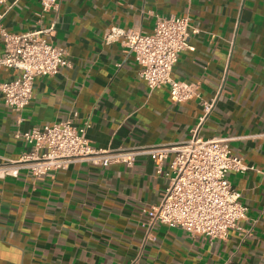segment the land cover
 Here are the masks:
<instances>
[{
  "label": "crops",
  "instance_id": "obj_1",
  "mask_svg": "<svg viewBox=\"0 0 264 264\" xmlns=\"http://www.w3.org/2000/svg\"><path fill=\"white\" fill-rule=\"evenodd\" d=\"M7 2V31L38 27L39 0ZM156 14L188 15L198 28L172 77L197 82L202 99L217 95L202 122L199 99L172 102L167 86L150 90L121 40L104 41L110 27L151 32ZM44 18L46 25L52 12ZM52 41L73 67L35 78L20 112L0 93V163L29 152L20 133L47 122L89 121L90 143L108 149L177 143L197 130L202 138L232 137V152L255 168L227 176L249 210L244 231L210 241L179 227L148 228L146 210L168 182L148 156L132 166L77 163L41 176L22 169L0 179V264H264V0H64ZM12 77L0 67V82Z\"/></svg>",
  "mask_w": 264,
  "mask_h": 264
},
{
  "label": "built area",
  "instance_id": "obj_2",
  "mask_svg": "<svg viewBox=\"0 0 264 264\" xmlns=\"http://www.w3.org/2000/svg\"><path fill=\"white\" fill-rule=\"evenodd\" d=\"M63 1L39 0L38 27L13 33L1 25V19L12 5L0 0L5 10L0 13L3 38L0 67L9 68L13 73L11 79L0 82V93L4 105L11 110L20 112L31 102L35 78L73 67L66 49L52 41ZM48 12H52V18L45 25ZM196 32L198 28L191 24L188 15L156 14L151 32L110 27L104 41L121 40L128 52L133 53L139 65V77L150 90L167 86L172 102L199 99L202 122L213 110L217 95L202 99L197 82L172 77L180 52L194 50L190 38ZM89 127V121L76 126L66 119L20 133L31 150L17 160L0 163V179L16 177L22 169L33 176L46 175L77 163L132 166L138 157L148 156L156 173L164 174L168 180L162 200L146 210L148 228L156 224L179 227L191 236L201 235L210 241L226 239L230 229L244 231L241 222L247 218L249 208L227 176L229 172L255 168L232 152L229 145L232 137L202 138L195 130L190 138L177 143L108 149L90 143L86 135ZM168 158V169L164 171Z\"/></svg>",
  "mask_w": 264,
  "mask_h": 264
}]
</instances>
